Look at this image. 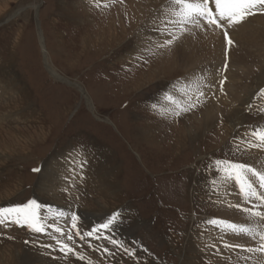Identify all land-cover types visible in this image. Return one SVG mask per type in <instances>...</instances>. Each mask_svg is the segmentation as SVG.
<instances>
[{
	"label": "rangeland",
	"instance_id": "374dc122",
	"mask_svg": "<svg viewBox=\"0 0 264 264\" xmlns=\"http://www.w3.org/2000/svg\"><path fill=\"white\" fill-rule=\"evenodd\" d=\"M170 3L0 0V72L8 68L17 83L12 86V77L0 73V207L35 200L44 225L36 233L10 220L0 224V264L225 260L213 245L205 248L212 232L208 221L247 204L226 199L233 180L225 178L226 166L216 162L261 170L254 163L264 161V148L250 147L248 141L253 129L264 127V63L248 69L242 100L210 126L203 119L213 94L200 96L180 116L171 105L153 111L151 106L188 72L178 60L177 40L157 47L140 38L154 13L173 7ZM249 18L264 29V12ZM39 32L52 68L72 85L46 70ZM171 39L165 35L159 40L162 45ZM220 65V74L215 71L221 78L219 92L236 67L224 60ZM7 84L12 92L4 90ZM250 92L257 95L251 98ZM155 119L160 129L152 130L154 136L148 132L152 141L147 145L135 130L155 124ZM114 213L119 215L112 225L99 227ZM93 228L97 231L85 235ZM58 241L73 252L65 255ZM252 258L264 264V255Z\"/></svg>",
	"mask_w": 264,
	"mask_h": 264
},
{
	"label": "bare ground",
	"instance_id": "6f19581e",
	"mask_svg": "<svg viewBox=\"0 0 264 264\" xmlns=\"http://www.w3.org/2000/svg\"><path fill=\"white\" fill-rule=\"evenodd\" d=\"M162 1H168V0H162ZM169 5L170 6L172 5L173 7H169V8L162 7L161 9L159 8L156 11V13H154L152 17L153 19H151L150 22L144 26L142 33L140 34V38L142 42L151 43L152 45L158 47L159 44L161 45V40L159 39L162 36L171 35L169 33H172L178 36L177 44H176L177 50L179 51L178 60L181 63L180 65L182 67H186V70L188 69V72H187V76L186 77L184 76L185 78L179 80L178 82H175V84L173 85L175 86V91L173 92V94L176 95L177 98L180 100H187L188 96L181 95L180 93L184 92L186 90V87L189 84L192 85V88H198L199 92H202L203 95L207 97L213 94L215 98L213 99L211 98L212 100L209 99L210 108L205 110L204 119H203L206 126H210V124L213 123L216 116L218 117L219 115H223V116L230 115L233 108L237 104H239V102L242 100L243 92L245 91V89L241 85L242 83H244V78H246L247 76L248 69L252 67L253 65L259 63L260 61H263L264 63V29L256 22H254L255 23L254 25L251 22L250 18L249 19L247 18L241 24L235 25L231 28L227 27L226 22H221L222 24L221 28H216L214 25L209 26L205 20L200 19L199 17L195 18L197 22H188L184 24H179V23H176L180 19V17L177 15V13L179 12V6L173 5L171 3ZM209 6L213 11H215V5L214 3L211 2V0H210ZM169 21H172V23H169ZM225 31L228 32L229 37L234 42L231 46H229L224 40ZM239 31H245V32L240 33ZM39 36H40V43L42 41L41 48L43 52L44 65L46 67V70L55 80H60L63 83L72 85L71 83H69L67 79H64L63 77H61L54 71L50 62L48 61L47 53H46V50L43 44L44 42L43 38L41 35ZM220 60L227 61L229 64L236 66L235 73H233L232 77L229 78L231 82L228 81L226 83L225 89H222L221 92L216 90L221 78H218L215 75V71L220 74V69H219L221 66ZM194 66L195 68H192ZM0 73L2 75L5 74V76L3 77H6V79H8L9 77H12L10 78V81L13 83L12 86H15L17 84L14 80L16 79L14 72H10V70L8 71V68L6 69V71H1ZM198 73H202V76H199ZM2 75H0V78ZM233 76H236L239 80L236 78H233ZM156 78L157 76H155L154 79ZM144 80H146V83L149 82L148 81L149 79L147 78H145ZM158 80H162V79L159 78ZM12 86H9L8 84L6 86L4 85V90L5 91L9 90V92L10 91L12 92L13 91ZM173 86L171 87L169 86L170 89L168 90L173 89ZM1 87L3 88V86ZM79 90L82 92V89L79 88ZM187 90H188V94L192 98V101L195 102L198 96V92L193 94L191 89H187ZM250 93H252L250 94V96L255 95L254 92H250ZM253 96H251V98ZM6 98H8V96ZM89 102L87 100L89 109L90 111H93L92 110L93 108L91 107V104ZM145 110L146 109H144V111ZM156 122L157 120L155 119L154 120L155 124H151L152 127L148 126L147 128L135 130L136 131L135 134L137 133L136 135L139 137V140L149 141V142H145V143H148L147 145L151 143L150 141L152 140L148 136V132L151 133V136H154L152 134V130L155 131L157 129H160V126L157 128L156 125H158V123ZM134 124H136V122ZM215 124H217L216 121H215ZM229 124L230 126H234L236 122L229 120ZM153 125L156 126L155 129ZM51 164L52 163L49 164L48 162V165L46 166V168H50L49 165ZM254 164H255V167H261V171H264V161L263 160L259 159ZM253 183H255L254 180H253ZM229 184L231 185L230 186L231 191H228L229 193H227L228 196H226V199L228 201L241 200L242 202L243 198L240 195L239 187L235 184L234 180L230 182ZM256 186H257L258 191H264V190L259 189L258 185ZM253 202H255L254 205H259L260 203L259 201H256V200H254ZM253 202L250 200L244 208H249L254 211L264 212V207L253 208ZM241 208L239 211H236V212H223L222 214H220V218L217 220L226 221V219H230V220L235 219L245 224L244 226H249V227H253L254 225L256 226L257 225L256 219L253 218L252 220H250L247 214L241 211ZM228 222L231 223V221H228ZM259 223L264 224V221H259ZM211 231H212L211 234L206 237L204 245L206 246L205 248H207L208 245H213L214 250L216 251L217 255L226 256L225 260L218 261V264H259L260 260L259 262H255V260L252 257H255V259H260L259 258V256H261L260 253H255V254L247 253L245 251H242V249L240 248L225 247V245H230V246L231 245H243L244 247L256 246L255 241L251 240L246 235H243V234L237 235L233 233L230 229H226L218 225L212 224ZM244 257H248V259L245 260Z\"/></svg>",
	"mask_w": 264,
	"mask_h": 264
},
{
	"label": "snow or ice",
	"instance_id": "6c2138e0",
	"mask_svg": "<svg viewBox=\"0 0 264 264\" xmlns=\"http://www.w3.org/2000/svg\"><path fill=\"white\" fill-rule=\"evenodd\" d=\"M120 2H123V0H120ZM211 2L215 5V11L209 6L210 0H171V4L179 6V12L177 15L180 19L176 23L184 24L188 22H197L195 18L199 17L200 19L205 20L209 26L214 25L216 28H221V22H226L227 27L231 28L235 25L241 24L248 17L255 15L257 11L264 12V0H211ZM169 23H172V21H169ZM169 34L172 35V39L166 40L164 44L158 45V47H168L178 39L177 35L172 33ZM224 40L229 46L234 43L229 37L227 31L224 32ZM225 67H227V65H225ZM221 84H223V81H221ZM187 89H191L193 94L198 92L197 99L199 96L203 95L202 92H199L198 88H192V85L189 84L186 87V90L180 93L181 95L188 96V99L180 100L173 94L175 91V86H173V89L165 92L162 97L151 106L153 111L162 108L168 110L165 106L171 105V111L173 114L180 116L182 113L192 110L196 104L192 101ZM260 94L264 95V89L260 90ZM161 100L164 101V104H161ZM260 111L264 112V109H260ZM251 137L252 139L248 141L250 147L264 148V127L253 129ZM216 164L226 166L225 170L227 175L225 178L227 180H234L235 184L239 187V193L245 204L250 200H256L260 203L259 205H253V208L264 207V191H258L256 186L258 185L259 189L264 190V171L243 163L235 164L228 161H217ZM82 166L83 165L81 164V167ZM39 171V168L33 169V172ZM253 180L255 183H253ZM230 206L240 207V205ZM38 208H40V205L37 204L35 200H29L27 203L15 207H0V224H4L6 221L10 220L11 223L17 226H26L33 232L41 233L44 231V225L42 218L37 212ZM241 211L245 212L250 220L253 218L256 219V227L238 225L220 220H210L208 223L230 229L237 235H246L251 240L255 241L256 244V246L248 247H244L243 245H225V247L240 248L247 253H260L261 255H264V224L259 223V221H264V212L254 211L249 208H241ZM118 215L119 213H114L105 224H102L99 227L107 229L116 221ZM73 220H76L75 216H73ZM54 230L60 231L63 235L62 230L58 228ZM96 231L97 229L93 228L92 232L85 233V235L90 236ZM68 239L71 240L72 236L69 235ZM28 243V241H25V244ZM58 243L60 244V251L64 252L65 255L73 252V249L67 244L60 241H58ZM112 243L117 244L118 242L112 240ZM44 247H47V245ZM80 258L83 259V257ZM244 259L247 260L248 257H244Z\"/></svg>",
	"mask_w": 264,
	"mask_h": 264
},
{
	"label": "water",
	"instance_id": "95a60500",
	"mask_svg": "<svg viewBox=\"0 0 264 264\" xmlns=\"http://www.w3.org/2000/svg\"><path fill=\"white\" fill-rule=\"evenodd\" d=\"M39 35H41V33L39 32ZM39 39H40V36H39ZM41 45H42V41H41V43H40Z\"/></svg>",
	"mask_w": 264,
	"mask_h": 264
}]
</instances>
